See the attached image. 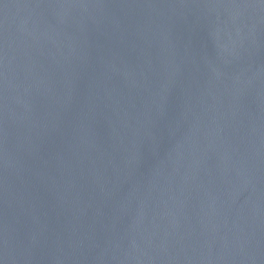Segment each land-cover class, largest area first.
<instances>
[{
    "label": "water",
    "instance_id": "water-1",
    "mask_svg": "<svg viewBox=\"0 0 264 264\" xmlns=\"http://www.w3.org/2000/svg\"><path fill=\"white\" fill-rule=\"evenodd\" d=\"M0 264H264V0H0Z\"/></svg>",
    "mask_w": 264,
    "mask_h": 264
}]
</instances>
